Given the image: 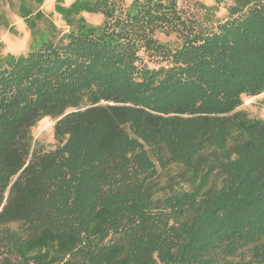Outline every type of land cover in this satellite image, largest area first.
I'll return each instance as SVG.
<instances>
[{
	"label": "trees",
	"instance_id": "16d2710c",
	"mask_svg": "<svg viewBox=\"0 0 264 264\" xmlns=\"http://www.w3.org/2000/svg\"><path fill=\"white\" fill-rule=\"evenodd\" d=\"M180 1L55 0L0 55V264H264V0Z\"/></svg>",
	"mask_w": 264,
	"mask_h": 264
},
{
	"label": "rangeland",
	"instance_id": "374dc122",
	"mask_svg": "<svg viewBox=\"0 0 264 264\" xmlns=\"http://www.w3.org/2000/svg\"><path fill=\"white\" fill-rule=\"evenodd\" d=\"M65 4H69L73 0H63ZM126 3L130 0H124ZM205 4L211 3L210 0H198ZM55 0H44L43 4L37 8L34 3L29 0H0V55L6 53L21 54L26 52L32 43H36L39 38L38 33L49 24H54L59 29H66V25L61 17L53 11V4ZM182 2V3H181ZM22 3L30 7L34 11H38L42 16L35 18V30H30L26 22L20 17L22 10L20 7ZM181 6L185 10H193L198 15L201 13L192 7V2L188 0H181ZM34 11L30 18H34ZM86 19L91 23H99L101 21L100 15H85ZM37 38V39H36ZM264 94L256 96L254 102L261 100ZM261 112V110H260ZM52 121L43 119L34 129V137L42 141L52 139L51 135Z\"/></svg>",
	"mask_w": 264,
	"mask_h": 264
},
{
	"label": "built area",
	"instance_id": "2783aa9c",
	"mask_svg": "<svg viewBox=\"0 0 264 264\" xmlns=\"http://www.w3.org/2000/svg\"><path fill=\"white\" fill-rule=\"evenodd\" d=\"M254 98H255V97L249 99L246 103L254 102L255 100H252V99H254ZM261 101H262V102H261V114H262V116L264 117V97L262 98Z\"/></svg>",
	"mask_w": 264,
	"mask_h": 264
}]
</instances>
